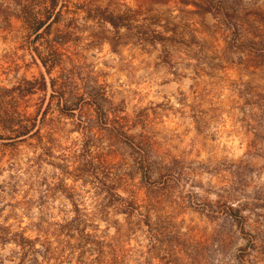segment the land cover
<instances>
[{"label": "rangeland", "instance_id": "1", "mask_svg": "<svg viewBox=\"0 0 264 264\" xmlns=\"http://www.w3.org/2000/svg\"><path fill=\"white\" fill-rule=\"evenodd\" d=\"M15 1L0 0V115L12 88L45 76L20 105L35 114L63 71L107 99L92 130L61 118L43 162L38 136L0 123V264H264V0L202 14L199 0H87L91 15L71 0L40 35ZM129 10L133 26L115 28ZM239 14L261 28L255 41L236 32ZM67 24L49 74L41 56ZM148 30L170 40L140 39ZM86 140L106 160L97 175L61 158Z\"/></svg>", "mask_w": 264, "mask_h": 264}, {"label": "trees", "instance_id": "2", "mask_svg": "<svg viewBox=\"0 0 264 264\" xmlns=\"http://www.w3.org/2000/svg\"><path fill=\"white\" fill-rule=\"evenodd\" d=\"M86 1L87 0L82 4V8L80 4H76V7L77 9L81 8L86 12L88 11L87 13L91 15L93 10L89 8L90 6H88ZM176 1L182 4L189 3V0ZM15 3L19 7L16 10L18 16L23 20L26 27L34 30L37 35H40L42 33L46 34L51 30L53 24L58 22V19L64 15V12L68 11L67 7H69L71 0H16ZM193 3L198 6L201 11L200 14L211 9H222V2L219 3L215 0H199V4H197V2ZM203 10L204 12H202ZM75 12L78 13V10H75ZM130 12H132V10L121 14V20H119V17L117 21L114 20V18H110V21H112L115 28H119V25H125L127 27L133 26L136 13L131 14ZM97 15L96 19L98 22L107 20L106 16ZM231 18L236 22L234 25L237 33H239L240 30H244L247 34L252 35L253 41H255L257 31H260L261 28L255 25L254 21L250 20L247 14L244 16L241 14L233 15ZM73 20L74 18L70 20L71 24ZM140 27L144 26L141 25ZM71 29H73V26L67 24L66 30L64 29L66 32L60 30L57 36L58 39L53 41L48 40L47 42L48 48L45 50V54L41 56V61L49 74H51L54 67L61 63L59 58V46L65 43L64 33H70ZM138 34L140 39L148 40L152 43H164L170 40V37L165 36L164 33L159 30L140 31ZM70 73L71 72L68 71L64 73L63 71V74L50 78L52 93L46 105L44 101L43 106H40L35 114L28 112L26 109L20 110V105L23 102L27 103L26 95L34 93L36 89H47L48 83L45 76L40 80H27L25 85L21 84L19 87L12 88L9 92L12 97L13 111H11V114L4 113V115H0V123L9 127L14 134H17V137L38 136V145L42 149V152L36 156V160L39 162L55 157L54 145L56 141V124L59 123L61 118L68 117L73 119L75 117L76 120H78V125L83 126L87 132L93 129V127H91L92 119H94L92 111L105 112L103 106V101L107 99L105 88L95 85L90 92H82L85 86H81V84L77 83ZM43 127L47 129L45 136L42 134ZM113 129L116 130V127ZM45 137L47 139L46 141H44ZM138 149L140 148L138 147ZM68 151L70 150H64L61 154V158L66 163H77L78 167L76 171L79 172V176H88L89 174L97 175L101 173L100 168L106 163L103 156L95 155L96 153L92 150V144H90L88 140L85 141L81 151ZM134 212L133 209H129L127 213L132 215Z\"/></svg>", "mask_w": 264, "mask_h": 264}]
</instances>
